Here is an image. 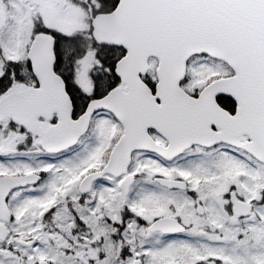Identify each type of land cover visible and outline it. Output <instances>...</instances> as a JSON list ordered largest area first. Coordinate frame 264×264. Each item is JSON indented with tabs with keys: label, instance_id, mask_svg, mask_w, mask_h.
Returning a JSON list of instances; mask_svg holds the SVG:
<instances>
[{
	"label": "snow or ice",
	"instance_id": "1",
	"mask_svg": "<svg viewBox=\"0 0 264 264\" xmlns=\"http://www.w3.org/2000/svg\"><path fill=\"white\" fill-rule=\"evenodd\" d=\"M0 264H264V0H0Z\"/></svg>",
	"mask_w": 264,
	"mask_h": 264
}]
</instances>
